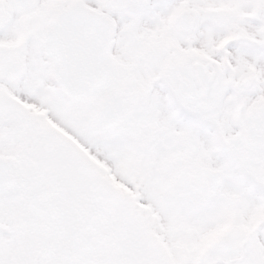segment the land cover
<instances>
[{
    "label": "snow or ice",
    "instance_id": "obj_1",
    "mask_svg": "<svg viewBox=\"0 0 264 264\" xmlns=\"http://www.w3.org/2000/svg\"><path fill=\"white\" fill-rule=\"evenodd\" d=\"M0 264H264V0H0Z\"/></svg>",
    "mask_w": 264,
    "mask_h": 264
}]
</instances>
